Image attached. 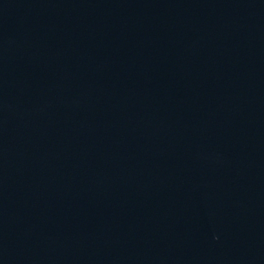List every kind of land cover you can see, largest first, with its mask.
Returning <instances> with one entry per match:
<instances>
[{
	"label": "water",
	"instance_id": "water-1",
	"mask_svg": "<svg viewBox=\"0 0 264 264\" xmlns=\"http://www.w3.org/2000/svg\"><path fill=\"white\" fill-rule=\"evenodd\" d=\"M0 264H264V0H0Z\"/></svg>",
	"mask_w": 264,
	"mask_h": 264
}]
</instances>
